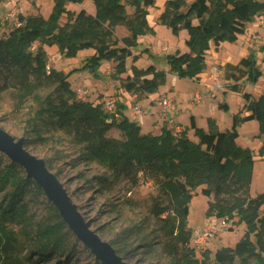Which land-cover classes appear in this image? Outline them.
<instances>
[{"label": "trees", "instance_id": "16d2710c", "mask_svg": "<svg viewBox=\"0 0 264 264\" xmlns=\"http://www.w3.org/2000/svg\"><path fill=\"white\" fill-rule=\"evenodd\" d=\"M81 1L55 0L53 13L46 20L38 16H18L19 25L0 38V96L8 94L17 111L35 102L30 125L38 128L37 123L41 122L70 137L73 143L83 145L87 159L107 167L115 180L125 178L132 186L141 182L157 186L162 199L156 201L152 212L157 218L172 215L166 221L169 240L164 243V252L177 258L178 264H207L208 254L198 260L192 251L181 249L177 244V241L187 242L192 237L186 210L194 197L192 191L201 186H205L202 195L213 197V201H209L208 216L220 219L237 217L239 223H245L247 227L244 238L234 249L215 254V264H264V215L261 213L264 193L249 197L255 154L250 148L238 144L240 134L237 128L240 122L257 120L261 132L258 137L264 135V94L250 102L249 114L240 119L235 117L232 129L226 132L217 129L207 132L197 128L194 117H191V127L196 130L198 142L192 141L185 130L177 135L169 129H163L158 135L143 133L140 125L128 117L118 119L108 115L103 103L77 98L68 75L47 69L45 46H57L61 54L70 58L79 51L94 49L95 55L87 60L83 69L94 71L102 60L113 59L118 63L116 70L123 74L132 54L126 46L136 42L139 36L152 32L146 20V8L154 6L156 0H93L94 16H86L84 10L77 14L66 8L67 3ZM127 6L134 9L133 18H130ZM185 7V0H167L160 21L175 35L187 30L189 39L186 44L190 53L167 57L172 72L195 80L205 70L206 54L216 36L235 44L238 37L245 34L247 23L264 16V0H194L190 15L199 18L195 25L191 16L184 12ZM64 15L67 21L61 25ZM123 25L130 35L118 38L116 28ZM120 42L125 47H119ZM252 69V60L242 59L237 69L240 79L256 80L260 72L256 69L254 75ZM134 73L135 79L125 84L128 92L154 93L166 81V74L154 65L143 71L135 69ZM147 75H153L157 84L145 85L139 81ZM52 87L55 89L45 98L40 96ZM244 96L251 99L250 94ZM219 108L229 110L227 103L220 104ZM113 129L122 132V140L108 136ZM259 155L264 156V142ZM2 163L0 158V183L3 188L11 186V189L0 202V264H26L15 256L13 247L17 238L6 222L17 218L29 221L28 208L23 202L19 203L17 197H22L28 184L40 194L43 189L25 177L20 165L11 161L2 167ZM100 180L107 188L108 180ZM53 212L57 217L54 224L37 226L40 256H47L51 251L63 252L68 247L63 233L67 224L58 209L53 208ZM252 235L256 237V246L251 241Z\"/></svg>", "mask_w": 264, "mask_h": 264}, {"label": "rangeland", "instance_id": "374dc122", "mask_svg": "<svg viewBox=\"0 0 264 264\" xmlns=\"http://www.w3.org/2000/svg\"><path fill=\"white\" fill-rule=\"evenodd\" d=\"M82 1L67 3L66 8L77 14L84 10L86 16H94L96 7L93 0ZM166 1L158 4L156 0L154 6L146 8V20L152 32L139 36L136 42L126 46L132 54L125 73L121 74L116 70L118 63L113 59L102 60L94 71L91 68L83 69L87 60L95 55L94 49L79 51L75 57L70 58L61 54L57 46H45L48 66L51 70L61 71L69 76L68 81L77 98L95 104L103 103L104 111L106 102L118 104L115 99L120 96L116 92L123 89L129 102H135L134 105L150 112L141 120L135 114L136 106L133 107L132 104L126 108L129 120L140 127L143 125L141 129L145 134L153 131L149 119L163 114L159 106L161 99L172 98L174 107L169 112L170 117L175 116V124L181 125L182 131H187L188 137L198 142L196 130L191 127V117H194L197 128L207 132L213 129L226 132L232 129L234 118L240 119L249 114L247 107L250 102L258 100L264 94V16L247 23L245 34L239 36L235 44L228 43L222 36H216L206 54L205 70L195 80L179 77L171 71L167 55L190 53V48L186 44L189 39L187 30L183 29L175 35L168 26L161 23L160 16L165 10ZM185 1L186 7L183 10L190 15V5L194 0ZM54 6L55 0H0V38L18 26L19 15L38 16L46 20L53 13ZM127 12L130 18L134 17L131 6H127ZM190 16L197 25L199 18ZM66 21L67 16L64 15L60 24L64 25ZM116 34L118 38L130 35L125 25L118 26ZM119 47L123 48L125 45L120 42ZM247 58L252 60L253 74L255 75L256 69L260 72L256 80L239 77V63ZM151 65L166 74L164 84L159 85L154 93L128 92L125 84L135 79L134 70L143 71ZM216 67L221 72L219 79L223 84L222 91L211 88L216 79ZM139 81L145 85L157 84L153 75L144 76ZM233 86H237L236 89ZM54 89L52 87L43 91L40 96L45 98ZM196 93L201 96L199 103L193 101ZM246 93L250 94V100L244 96ZM226 103L228 111L219 108L220 104ZM117 108L119 110L118 105ZM35 109L36 103L30 102L24 109L17 111L10 96L1 95L0 129L16 141H23L25 149L32 156L45 162L49 172L57 178L72 203L77 206L83 220L90 224V230L104 243L110 244L126 264H178L177 258H171L164 252V243L169 240L166 221L172 215L165 214L157 218L152 212L156 201L162 199L158 187L150 182L132 186L125 178L115 180L107 167L87 159L83 145L73 143L70 137L41 122L37 123L38 128L30 125ZM167 128L168 125L164 127ZM237 128L240 134L238 144L250 148L255 154L249 184V197L255 198L264 193V156L259 155L264 135L258 137L261 132L257 120L240 122ZM108 136L123 139V134L118 129L111 130ZM0 158L3 161L2 167L11 162L1 151ZM23 170L27 177V171ZM101 178L108 180L107 188L100 183ZM204 187L192 191L194 197L186 210L188 228L192 231V237L212 225H216L218 231L202 247H196L192 243V237L187 242L177 241V244L181 249L192 251L193 257L198 260H203L205 254H208L207 264H215V254L234 249L244 238L247 227L245 223H239L237 217L220 219L214 215L208 216L209 201H213V197L207 198L201 194ZM10 189L11 186L3 188L0 183V202ZM17 201L27 206L29 221L17 218L7 221L6 226L15 233L17 244L13 251L20 260L26 264L101 263L68 225L63 231L68 244L65 251H51L47 256H40L37 226L43 223L54 224L57 217L53 208L56 207L44 191L40 194L30 184L25 186L22 197L19 195ZM261 213L264 215V206ZM251 241L257 245L254 235L251 236Z\"/></svg>", "mask_w": 264, "mask_h": 264}, {"label": "water", "instance_id": "95a60500", "mask_svg": "<svg viewBox=\"0 0 264 264\" xmlns=\"http://www.w3.org/2000/svg\"><path fill=\"white\" fill-rule=\"evenodd\" d=\"M0 151L5 153L13 163L23 167L29 179H33L46 193L48 199L58 209L62 219L77 235L87 248L103 264H126L110 244L104 243L97 234L90 230L72 203L71 198L52 175L43 160L32 156L26 149L23 141H16L0 129Z\"/></svg>", "mask_w": 264, "mask_h": 264}, {"label": "built area", "instance_id": "2783aa9c", "mask_svg": "<svg viewBox=\"0 0 264 264\" xmlns=\"http://www.w3.org/2000/svg\"><path fill=\"white\" fill-rule=\"evenodd\" d=\"M19 25V24H18ZM47 69L50 71L51 69L49 68V66L47 67ZM215 72H216V79L214 81V83L212 84V90L214 91H219V90H223V84L219 79L220 76V71L218 70V68H214ZM201 100V96L196 93L193 97V101H195L196 103H199ZM159 106L161 107V109L163 110V114L161 116L162 122L165 125H168L169 130H171L175 135L180 134L181 130L177 127H174V125L172 124V118L169 115V112L173 109L174 107V101L172 98H168V97H164L163 99H161V101L159 102ZM105 109H106V113L110 116H115L116 118H118L119 116H121L116 103L112 102V101H108L105 103ZM135 114L138 115L140 117V119L142 120L143 118H145L146 116L149 115L148 110H144L141 108H136L135 109ZM218 228L216 227V225H212L211 227L207 228L206 230L200 231L198 233L195 234L194 237H192V243L196 246V247H202L203 245H205L209 240H211L214 235L217 233Z\"/></svg>", "mask_w": 264, "mask_h": 264}, {"label": "crops", "instance_id": "0c3cea01", "mask_svg": "<svg viewBox=\"0 0 264 264\" xmlns=\"http://www.w3.org/2000/svg\"><path fill=\"white\" fill-rule=\"evenodd\" d=\"M123 89H121V90H119V91H117L116 92V95L117 96H120V98H118L117 100L115 99V101L118 103L117 105L119 106V112H120V114H121V116H127L128 115V113H127V109L126 108H128V106H131L132 104H133V107L134 106H136L135 107V109L136 108H139V107H137V105H134V103H132V102H129V100L128 99H126L125 98V96H124V93H123ZM192 104V103H191ZM132 107V108H133ZM144 109V108H143ZM144 110H147V109H144ZM133 111V110H132ZM131 111V112H132ZM149 112V111H148ZM149 114H150V112H149ZM192 116H194V115H192ZM128 117V116H127ZM172 117V116H171ZM142 120H144V118L142 119ZM176 119H175V116H173L172 117V124L174 125V127H177V128H179L181 131L183 130V127L181 126V125H176L175 123H176V121H175ZM148 122H150V127H152L153 128V131H150V132H152L153 134H155V135H158V134H161V132H162V130L164 129V127L165 126H167V125H165L163 122H162V119H161V115H159L158 117H152V118H150L149 119V121ZM143 125H141V127H142ZM218 128V127H217ZM157 130H158V132H157ZM143 131V130H142Z\"/></svg>", "mask_w": 264, "mask_h": 264}, {"label": "bare ground", "instance_id": "6f19581e", "mask_svg": "<svg viewBox=\"0 0 264 264\" xmlns=\"http://www.w3.org/2000/svg\"><path fill=\"white\" fill-rule=\"evenodd\" d=\"M164 0H158V4H164Z\"/></svg>", "mask_w": 264, "mask_h": 264}]
</instances>
